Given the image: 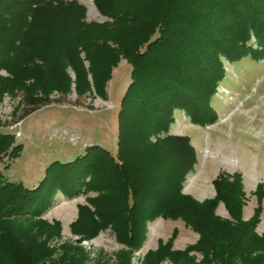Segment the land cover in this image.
I'll return each mask as SVG.
<instances>
[{
	"label": "trees",
	"instance_id": "1",
	"mask_svg": "<svg viewBox=\"0 0 264 264\" xmlns=\"http://www.w3.org/2000/svg\"><path fill=\"white\" fill-rule=\"evenodd\" d=\"M93 3L106 19L88 21L86 6L77 0H0V102L4 93H21L22 106L15 109H22L20 120L61 101L72 89L77 98L87 94L104 97L119 59L131 67L117 113L115 158L91 146L72 161L52 162L33 188L7 180L0 170V264H42L41 259L50 256L46 241L61 227L58 221L47 224L41 215L57 191L69 197L93 191L86 203L78 204L71 231L90 238L109 229L124 245L119 255L128 262L131 253L142 247L147 222L162 217L183 221L198 238L184 249H174L178 229L173 228L165 241L159 240L155 249L146 251L144 264L165 260L174 264H264V233L256 230L263 211L262 182L256 184V205L246 219L238 172L218 173L212 182L214 195L195 199L182 191L197 160L195 148L187 136L169 133L176 109L183 110L193 123L215 122L210 100L224 77L222 58L229 62L246 55L264 58V0ZM252 36L256 48L250 44ZM134 140L142 149H150L148 155H141L147 167L157 170L155 176L162 168L176 165V171L161 178V185L152 186L151 179H144L142 167L130 166L128 157L137 148ZM20 149L12 134L0 130V159H14ZM53 165L57 174L86 175L75 182L78 187L61 188L54 179L48 180ZM220 203L228 217L216 212ZM35 226L46 240L36 239ZM192 251L201 253L202 259L197 261Z\"/></svg>",
	"mask_w": 264,
	"mask_h": 264
},
{
	"label": "rangeland",
	"instance_id": "2",
	"mask_svg": "<svg viewBox=\"0 0 264 264\" xmlns=\"http://www.w3.org/2000/svg\"><path fill=\"white\" fill-rule=\"evenodd\" d=\"M77 1L86 6L88 21L100 22L106 19L99 14L93 0ZM250 44L256 48L253 36ZM222 60L224 77L216 86L210 100L217 115L215 122L196 124L183 110L176 109L169 133L187 136L196 151V163L187 173L182 191L201 201L214 195L212 182L218 173L232 175L238 172L241 174L245 193L242 215L246 219L256 205L253 194L256 184L262 182L264 187V58L257 59L246 55L233 62L224 58ZM130 71V65L124 58H120L112 68L104 97L87 94L77 98L72 89L61 101L44 105L21 120L19 115L22 109L15 110L17 106H22L21 93H4L0 102V130L12 134L21 149L14 159L7 156L0 159L3 176L9 181L21 182L25 187L33 188L43 179L46 168L52 162L72 161L87 153L91 146L97 145L115 158L117 113L121 96L130 82ZM72 87L74 88L73 85ZM134 145L137 146L135 140ZM149 150L137 146L131 152L135 155L128 157L130 166L135 163L133 167H142L144 179H151L152 186L161 185V178L176 171V165L170 164L165 171L162 168L159 176H155L157 170L147 167L148 162L141 155H148ZM138 155L142 156L141 160ZM8 161L9 165L5 167L4 164ZM54 167L55 165L47 173L48 180L54 179L61 188L68 185L78 187L79 184L75 182L80 183L86 175L84 172L57 174L53 172ZM91 195H94L93 191H81L69 197L57 191L53 196L50 206L41 218L50 225L58 221L60 231L48 238L37 226L34 228L38 233L35 235L36 239L44 241L48 238L46 245L51 250L50 256L41 259L42 264H144L146 251L155 249L159 240L165 241L173 228L178 229L173 240L174 249H184L198 238V234L186 227L183 221L156 217L147 222L146 238L142 247L131 253L128 262L119 255L124 245L115 240L109 229H102L90 238L81 237L71 231L70 223L78 215V204L86 203V197ZM216 212L222 217H228L222 203L218 205ZM256 230L264 233V198L263 211ZM81 249L82 254H79ZM191 253L196 255L197 261L202 259L201 253ZM159 264L174 263L165 260Z\"/></svg>",
	"mask_w": 264,
	"mask_h": 264
}]
</instances>
